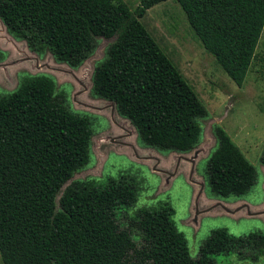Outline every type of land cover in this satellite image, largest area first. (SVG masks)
I'll return each mask as SVG.
<instances>
[{
    "label": "trees",
    "instance_id": "obj_1",
    "mask_svg": "<svg viewBox=\"0 0 264 264\" xmlns=\"http://www.w3.org/2000/svg\"><path fill=\"white\" fill-rule=\"evenodd\" d=\"M164 1L139 0L130 11L122 0H0V22L31 53L48 52L72 69L92 54L97 38H113L92 70L91 95L112 103L144 146L183 153L197 145L206 111L138 21ZM171 1L240 88L256 56L264 0ZM90 127L44 75L25 76L0 94L2 264H214L215 255L248 262L264 255V233L233 236L216 228L190 258L166 202L136 209L121 228L116 216L135 204L138 192L127 175L71 181L61 189L89 161ZM212 131L217 146L204 167L209 192L242 196L255 171L220 127ZM259 163L264 166V145Z\"/></svg>",
    "mask_w": 264,
    "mask_h": 264
},
{
    "label": "rangeland",
    "instance_id": "obj_2",
    "mask_svg": "<svg viewBox=\"0 0 264 264\" xmlns=\"http://www.w3.org/2000/svg\"><path fill=\"white\" fill-rule=\"evenodd\" d=\"M122 1L130 11L139 2ZM138 21L206 111V117L198 120V143L190 151H158L144 146L112 103L91 95L92 70L113 38H97L92 54L72 69L54 61L48 52L40 56L31 53L0 22V94L13 91L25 76L44 75L52 80L54 93L64 95L72 112L90 119L89 161L61 189L71 181L131 177L138 188L137 199L116 216L121 228L127 227L128 217L136 209L166 202L173 209L172 220L186 240L190 258L196 257L200 244L213 229L223 228L233 236L264 233V166L259 163L264 145V26L255 59L237 88L202 48L175 2L154 5ZM214 126L227 134L255 171V183L242 196L219 198L209 192L204 167L217 146ZM134 235L132 230L131 240L139 245ZM211 259L214 264H264V255L256 262L240 261L234 255H215Z\"/></svg>",
    "mask_w": 264,
    "mask_h": 264
}]
</instances>
